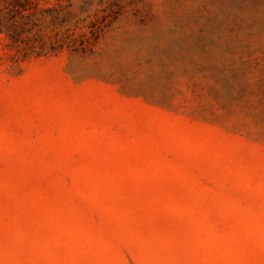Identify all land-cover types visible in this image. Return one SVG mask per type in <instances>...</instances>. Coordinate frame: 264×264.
I'll use <instances>...</instances> for the list:
<instances>
[{"label":"rangeland","instance_id":"374dc122","mask_svg":"<svg viewBox=\"0 0 264 264\" xmlns=\"http://www.w3.org/2000/svg\"><path fill=\"white\" fill-rule=\"evenodd\" d=\"M0 264H264V0H0Z\"/></svg>","mask_w":264,"mask_h":264}]
</instances>
